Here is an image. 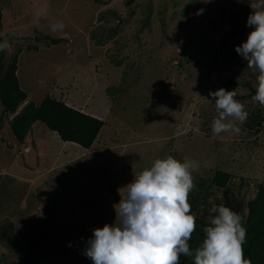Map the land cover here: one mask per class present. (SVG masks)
I'll use <instances>...</instances> for the list:
<instances>
[{
  "label": "rangeland",
  "instance_id": "obj_1",
  "mask_svg": "<svg viewBox=\"0 0 264 264\" xmlns=\"http://www.w3.org/2000/svg\"><path fill=\"white\" fill-rule=\"evenodd\" d=\"M251 3L264 0H0L3 64L16 58L28 94L19 109L52 95L104 121L88 149L40 121L20 143L0 103V222L14 224L0 264H93L92 230L114 222L119 189L157 157L197 161L194 183L229 172L232 194L213 186L208 199L230 194L246 214L264 188V107L250 95L258 72L235 50L252 30ZM221 87L245 104L239 133H212L209 92Z\"/></svg>",
  "mask_w": 264,
  "mask_h": 264
},
{
  "label": "clouds",
  "instance_id": "obj_2",
  "mask_svg": "<svg viewBox=\"0 0 264 264\" xmlns=\"http://www.w3.org/2000/svg\"><path fill=\"white\" fill-rule=\"evenodd\" d=\"M250 7L246 26L252 30L235 50L248 68L258 72L252 100L264 107V5L251 3ZM64 27L62 22L51 25L54 32ZM9 48L7 40L0 43V51ZM236 95L223 87L209 92L218 114L211 124L214 135L239 133L237 122H246L248 112ZM198 169L195 160L181 162L168 155L135 173L119 189L114 222L92 230L84 254L93 264H180L181 256L194 257V264H251L244 257L247 230L243 218L223 203L210 201V212L215 215L203 228L202 242L194 250L190 248L196 216L189 195L196 187L193 172Z\"/></svg>",
  "mask_w": 264,
  "mask_h": 264
},
{
  "label": "trees",
  "instance_id": "obj_3",
  "mask_svg": "<svg viewBox=\"0 0 264 264\" xmlns=\"http://www.w3.org/2000/svg\"><path fill=\"white\" fill-rule=\"evenodd\" d=\"M246 20V15H243ZM1 26V13H0ZM241 33V29L239 30ZM242 33L241 35H243ZM49 37V36H46ZM59 39H52L53 44ZM3 52L0 53V103L2 105V116L12 117L9 119V127L18 142L22 143L36 121L44 123L52 133H56L61 141L75 143L85 149L92 146L97 138L104 121L88 112H84L74 106L68 105L64 100L52 95L43 97L39 104L33 101L26 102L21 109L19 107L27 98V92L20 86L17 77V60L14 58L10 64H3ZM215 61V59H214ZM212 61L207 72H212L216 64ZM228 61V62H227ZM230 60H224L225 65H230ZM232 85L236 83L233 78H228ZM256 89L252 88L250 95L255 94ZM0 116V119L2 118ZM260 111L254 110L251 120L246 123L248 128L260 124ZM231 174L223 170H217L210 182L206 184L201 180L195 181V189L189 195V203L192 206V214L196 216V229L189 241L190 248L194 250L204 237L203 228L208 226L209 218L214 213L210 212L211 187L224 188L230 194L232 192L227 184ZM230 194H225L222 199L213 197L211 202L223 203L237 212L244 222L247 234L243 245L244 257L251 261V264H264V188L260 186L254 198L248 201L246 214L241 212V207L233 204ZM224 201V202H223ZM208 216V218H207ZM0 222V242L8 245L14 239V224L10 219ZM6 264H25V262H8ZM180 264H194V257L181 256Z\"/></svg>",
  "mask_w": 264,
  "mask_h": 264
}]
</instances>
